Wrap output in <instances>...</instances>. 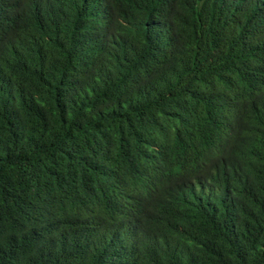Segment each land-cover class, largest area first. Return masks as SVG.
<instances>
[{"label": "trees", "instance_id": "trees-1", "mask_svg": "<svg viewBox=\"0 0 264 264\" xmlns=\"http://www.w3.org/2000/svg\"><path fill=\"white\" fill-rule=\"evenodd\" d=\"M0 264H264V0H0Z\"/></svg>", "mask_w": 264, "mask_h": 264}]
</instances>
